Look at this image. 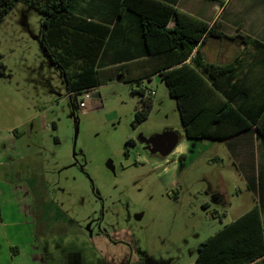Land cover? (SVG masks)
Instances as JSON below:
<instances>
[{
    "label": "rangeland",
    "instance_id": "374dc122",
    "mask_svg": "<svg viewBox=\"0 0 264 264\" xmlns=\"http://www.w3.org/2000/svg\"><path fill=\"white\" fill-rule=\"evenodd\" d=\"M171 1L208 22L217 20L226 36L242 28V34L264 33V0H222L225 10L219 0ZM42 18L21 2L0 18V179L26 185L33 219L49 221L43 225L49 235L40 241L45 264H101L100 257L108 264H192L201 241L255 203L257 184L250 181L264 161L261 148L246 141L240 145L248 154L237 155L234 138L200 139L191 149L175 100L158 76L139 85L155 95L148 117L134 126L141 104L131 89L137 85L103 70L91 91L70 100L64 88L61 95L48 94L38 42ZM253 52L251 44L224 37L209 38L202 47L216 63ZM14 129L21 151L12 159L8 139ZM165 129L180 136L165 158L137 142L139 134ZM216 193L224 205L212 203ZM2 218L0 249L7 253H0V264H27L25 256L12 263L8 248L25 225L14 223L17 217Z\"/></svg>",
    "mask_w": 264,
    "mask_h": 264
},
{
    "label": "trees",
    "instance_id": "16d2710c",
    "mask_svg": "<svg viewBox=\"0 0 264 264\" xmlns=\"http://www.w3.org/2000/svg\"><path fill=\"white\" fill-rule=\"evenodd\" d=\"M19 2L43 15L40 46L63 76L67 94L77 95L83 89L99 85L96 64L109 25L76 14L79 0H0V18ZM117 2L118 17L123 10L135 17L145 54L164 56L163 65L157 71L169 96L175 100L185 137L224 141L250 134L264 157L261 91L257 90L255 98L249 100L243 91L240 93L243 102L235 103L234 95L245 89L238 79L241 59L209 62L201 52L209 38L239 36H226L217 20L205 21L161 0ZM224 4L219 0L220 9ZM243 40L250 41L256 55L264 57V44L256 39ZM135 85L139 89L131 93L140 95L141 107L134 114L133 126L148 117L153 104V96L146 93L147 89L140 87L138 81ZM252 100L255 102L250 108ZM256 169L250 181L252 185L257 184L253 206L201 241L192 264H264V161Z\"/></svg>",
    "mask_w": 264,
    "mask_h": 264
},
{
    "label": "crops",
    "instance_id": "0c3cea01",
    "mask_svg": "<svg viewBox=\"0 0 264 264\" xmlns=\"http://www.w3.org/2000/svg\"><path fill=\"white\" fill-rule=\"evenodd\" d=\"M161 1L180 9L181 11L187 12L181 9L179 5L176 4V2L173 3L171 0H161ZM79 2L81 5L76 8L77 11L76 14H80L88 19L109 25V33L106 37L105 44L100 52L98 62L96 64V68L98 72L103 70L106 72V74H110L112 75V77H116L115 79L118 82H123L130 85L135 83V81H138V85H142L144 80L152 79L154 76H158L159 80H161L157 70L163 65V62L165 60L164 56L161 55V56L153 57L145 54L144 47L142 45V39L140 36V30L136 24L135 17L131 13H129V11L123 10L121 12V15L118 17L117 12L119 9V5L117 0H79ZM85 4H88V7L86 6L84 7ZM90 5H92V8H89ZM226 6L224 10L226 9ZM189 14H192L198 18L205 20L202 16H199L198 14H193V13H189ZM172 24L173 22L169 23L170 26H172ZM240 31H244V29L242 28L240 29ZM240 31L235 34L238 35L239 37L232 38L233 42L241 43L247 46L251 43L250 41L245 42L243 40V38H246V39H256L260 41L262 44H264V33L261 30L259 31L255 30L254 32L255 34L252 33L242 34ZM38 42L40 44V39ZM202 47H201V52H202ZM241 54L236 55L231 60L233 61L236 57H238L239 59H241V63H242L241 68L238 72L239 73L238 79L241 81V83L243 82L242 84L243 86H245V89L244 88L240 89L239 90L240 92L238 91V93L234 95V102L238 104H241L244 100V98L242 99L241 97L242 94H240L243 91L247 92L248 100L250 98L252 99L255 98V93L257 92V90L261 91L262 93L261 98L262 97L264 98V66L260 65V63L264 64V57L263 56L259 57L258 55H256L255 50L252 54H249L247 57L241 56ZM44 56L45 57L42 56L43 60L41 61L43 64L46 63L45 66L46 74L44 77L47 78V82L45 81L46 84L45 86H46V90L48 91V94L61 95L62 88H64L66 95L67 91H66L65 83L62 79L63 76L60 75L57 66L53 64L45 54ZM205 59L207 60L206 57ZM224 63H228V62H224ZM29 78L33 80V76L31 74ZM94 88L95 87L86 88L81 90L79 93L81 92L86 93L87 91H91ZM138 89L139 88L137 87L134 88V90H138ZM146 89H147L146 90L147 94H149V91L152 90L149 88ZM254 102L255 101L253 100L249 101V103L251 104L250 108H253ZM85 107L86 104H84L83 108ZM51 128L55 129L54 123L51 124ZM15 130L16 129L12 130V135L9 134V139H8L12 143V159H14V157L17 154H20L19 151H21L17 143L19 134L14 132ZM1 138L2 137H0V145L2 141ZM234 138H238L237 139L238 141L236 142L237 148L233 149V152H235L237 155L248 154L247 151L241 150V145H245L246 141L251 143V141L253 140V142L255 143L254 136L250 134L242 135L238 137L236 136L230 139H234ZM190 140H193V143L191 145V149H192L194 146H196L195 142L197 140L196 139H190ZM228 140H224V141H228ZM240 143L242 144L240 145ZM9 158L10 156L8 157V159ZM30 201H31V197L28 191V187L26 185L23 184L20 185L16 183L13 184L11 181H7V179L4 180L0 179V219L2 220L1 224H3L2 217H9L11 220L12 218L17 217L18 220L17 221L15 220L14 223L25 225V229H21L20 234L21 233L24 234L28 229L27 233H25L27 237L25 238L20 237L19 234V235H14V237L12 236L11 238L12 247L8 246V248H9V253L11 254L10 259H12V263L16 262V260L21 256H25L27 264H45L43 253L45 254L47 251H44L42 249V244L40 243V241L43 238L46 239V237H48L49 235L50 228L47 226H43L45 225V223H49V221L48 220L46 221V218H44L42 214H41L42 215L41 218L37 217V220L33 219L31 213ZM13 234L15 233L13 232L12 235ZM5 244L7 245L8 243ZM39 244H41L40 247ZM5 249H3V251L0 249V253L2 254L1 256L6 255L5 252L7 253V251H5ZM97 253L98 252L96 251V255ZM107 256L109 255L107 254ZM102 258L101 257L100 259L96 258L97 259L96 263L99 262L101 264L103 263L108 264V262H106L104 258L103 259ZM61 264H66V263H61Z\"/></svg>",
    "mask_w": 264,
    "mask_h": 264
},
{
    "label": "water",
    "instance_id": "95a60500",
    "mask_svg": "<svg viewBox=\"0 0 264 264\" xmlns=\"http://www.w3.org/2000/svg\"><path fill=\"white\" fill-rule=\"evenodd\" d=\"M179 139L180 136L176 131L168 129L148 137L141 134L137 137L139 144H143V150L150 155L159 154L162 158L168 156L176 148Z\"/></svg>",
    "mask_w": 264,
    "mask_h": 264
},
{
    "label": "flooded vegetation",
    "instance_id": "af4514ba",
    "mask_svg": "<svg viewBox=\"0 0 264 264\" xmlns=\"http://www.w3.org/2000/svg\"><path fill=\"white\" fill-rule=\"evenodd\" d=\"M72 95V94H71ZM65 97H68L70 98V95L66 94ZM79 104V103H78ZM79 107V105H78ZM79 108H83V107H79ZM138 142V141H137ZM139 143V142H138ZM141 145V148L143 147V144H140ZM151 156H156V157H159V158H162L159 154H153ZM165 158V157H164ZM212 203L215 204V205H224L223 204V201L221 200V197L219 196L218 193L216 194H213V198H212Z\"/></svg>",
    "mask_w": 264,
    "mask_h": 264
},
{
    "label": "built area",
    "instance_id": "2783aa9c",
    "mask_svg": "<svg viewBox=\"0 0 264 264\" xmlns=\"http://www.w3.org/2000/svg\"><path fill=\"white\" fill-rule=\"evenodd\" d=\"M224 3H225V2H224ZM149 94L153 96V95H154V91H153V90L149 91ZM83 95L85 96V94H83ZM83 95H82V96H83ZM84 96H83V98H84ZM84 104H85V103H84L83 101H80L78 105H79V107H83Z\"/></svg>",
    "mask_w": 264,
    "mask_h": 264
}]
</instances>
